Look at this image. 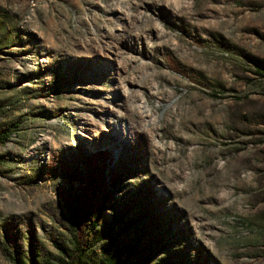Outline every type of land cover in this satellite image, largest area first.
Returning a JSON list of instances; mask_svg holds the SVG:
<instances>
[{
  "label": "rangeland",
  "instance_id": "374dc122",
  "mask_svg": "<svg viewBox=\"0 0 264 264\" xmlns=\"http://www.w3.org/2000/svg\"><path fill=\"white\" fill-rule=\"evenodd\" d=\"M76 246L264 264V0H0V264Z\"/></svg>",
  "mask_w": 264,
  "mask_h": 264
},
{
  "label": "bare ground",
  "instance_id": "6f19581e",
  "mask_svg": "<svg viewBox=\"0 0 264 264\" xmlns=\"http://www.w3.org/2000/svg\"><path fill=\"white\" fill-rule=\"evenodd\" d=\"M123 97L124 98L118 102L117 108L110 107L105 109L104 111V115L107 116L108 121L107 131L110 133L112 138L111 140L114 145H116L119 140H129V129L132 124V121L130 119L132 108L130 107L129 102L126 98V91ZM85 137H87V134H85Z\"/></svg>",
  "mask_w": 264,
  "mask_h": 264
},
{
  "label": "trees",
  "instance_id": "16d2710c",
  "mask_svg": "<svg viewBox=\"0 0 264 264\" xmlns=\"http://www.w3.org/2000/svg\"><path fill=\"white\" fill-rule=\"evenodd\" d=\"M86 199V198H85ZM81 205H84L86 201L81 198ZM101 211H99L95 216L93 217V224L92 227H96L98 225V221L100 219ZM70 259L62 261V264H88L85 261V253L83 251L79 250V247L76 246L75 250L72 252V255L68 256ZM121 263V256L119 253L109 255L108 257L105 258V260L102 261L101 264H120Z\"/></svg>",
  "mask_w": 264,
  "mask_h": 264
}]
</instances>
